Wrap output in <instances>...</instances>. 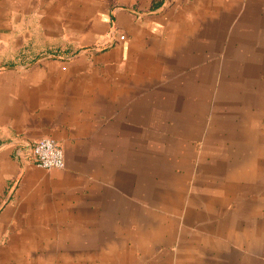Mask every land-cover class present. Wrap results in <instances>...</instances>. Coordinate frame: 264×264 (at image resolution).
I'll use <instances>...</instances> for the list:
<instances>
[{
	"label": "crops",
	"instance_id": "0c3cea01",
	"mask_svg": "<svg viewBox=\"0 0 264 264\" xmlns=\"http://www.w3.org/2000/svg\"><path fill=\"white\" fill-rule=\"evenodd\" d=\"M36 1L0 0V230L61 228L59 187L72 186L69 207L90 210L98 204L90 191L88 159L78 166L76 156L105 130L107 113L117 125L129 124V109L180 98L191 80L232 88L264 83V0H164L157 7L155 0H66L83 7L72 12L79 20L91 3L96 7L94 51L109 50L100 54L101 65L90 69L73 62L31 66L23 53L19 56L27 44L26 6ZM44 138L58 142L66 161L62 172L50 175L52 193L31 188L46 175L31 155ZM18 213L24 219L17 223ZM66 219L72 228L87 227ZM216 226L185 232L181 223L176 237L171 227L163 228L164 244L152 229L142 249L136 244L120 249L115 239L97 253L113 264H143L149 258L148 264H264L260 225L251 229L242 223L238 248ZM223 243L229 250L217 253ZM84 253L86 261L96 255L89 247Z\"/></svg>",
	"mask_w": 264,
	"mask_h": 264
},
{
	"label": "rangeland",
	"instance_id": "374dc122",
	"mask_svg": "<svg viewBox=\"0 0 264 264\" xmlns=\"http://www.w3.org/2000/svg\"><path fill=\"white\" fill-rule=\"evenodd\" d=\"M37 1L26 6L27 44L19 56L23 53L31 66L73 62L90 69L101 65L99 56L109 48L94 51L96 7L91 3L79 20L81 16L72 12L83 7H71L66 0ZM185 89L180 98L170 96L129 109V124L117 125L107 113L105 130L93 135L90 148L76 156L78 166L82 162L85 166L88 159L90 191L98 204L90 210L69 207L66 200L72 186L57 188L60 221L65 224L55 229L0 230V263L113 264L98 257L107 243L119 239L120 249L129 244L142 249L152 229L163 239L167 238L163 228L171 227L176 237L183 230L181 223L185 232L193 228L200 233L215 224L236 248L242 241V223L251 229L260 225L264 233V83L232 88L213 83L199 86L191 80ZM37 169L46 175L31 188L52 193L50 175L63 169ZM22 177L12 186L14 191ZM15 217L18 223L24 214ZM66 218L87 227L72 228ZM88 247L96 255L86 261ZM236 248L234 252H241ZM227 250L223 243L216 252Z\"/></svg>",
	"mask_w": 264,
	"mask_h": 264
},
{
	"label": "built area",
	"instance_id": "2783aa9c",
	"mask_svg": "<svg viewBox=\"0 0 264 264\" xmlns=\"http://www.w3.org/2000/svg\"><path fill=\"white\" fill-rule=\"evenodd\" d=\"M31 155L38 167L44 169H64L66 167L63 150L54 139H40L33 145Z\"/></svg>",
	"mask_w": 264,
	"mask_h": 264
},
{
	"label": "trees",
	"instance_id": "16d2710c",
	"mask_svg": "<svg viewBox=\"0 0 264 264\" xmlns=\"http://www.w3.org/2000/svg\"><path fill=\"white\" fill-rule=\"evenodd\" d=\"M163 1H164V0L157 1V2L154 4V6H155V7L160 6V5L162 4Z\"/></svg>",
	"mask_w": 264,
	"mask_h": 264
}]
</instances>
